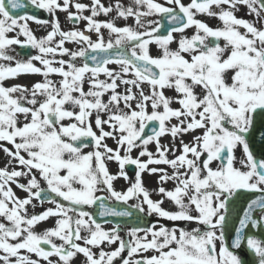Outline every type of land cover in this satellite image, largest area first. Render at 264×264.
I'll return each instance as SVG.
<instances>
[{
  "label": "snow or ice",
  "instance_id": "1",
  "mask_svg": "<svg viewBox=\"0 0 264 264\" xmlns=\"http://www.w3.org/2000/svg\"><path fill=\"white\" fill-rule=\"evenodd\" d=\"M166 3L171 6L157 0H133L128 7L120 0L107 7L101 0H91V5L78 0H0V61L8 62L0 63V150L8 157L0 167V264H73L78 255L84 264H115L117 259L121 264H244L241 248L250 250L256 264H264V239L248 234L249 228L264 229V157L255 156L249 141L257 121L264 122V0ZM29 6L53 19L28 14ZM241 6L255 20L238 18ZM86 10L91 14L83 15ZM57 11L65 12L73 24L87 21L86 30L96 40L79 29L62 30ZM113 11L125 20L133 17L136 26L96 19ZM197 14L217 18L222 26L213 28ZM153 15L160 19L146 20ZM30 21L51 31L37 38ZM191 27L194 34L184 36ZM102 29L108 30L107 40ZM175 33H181L178 41ZM174 41L175 50L170 47ZM66 42L80 47L72 51ZM153 44L160 50L157 56L151 54ZM17 45L37 54L17 59L10 54ZM57 55L70 59L56 60ZM77 58L84 63L78 66ZM24 74H39L43 80L31 86L5 85ZM51 74L61 79L54 81ZM166 89L176 95L167 96ZM199 130L191 142L182 139ZM165 135L171 136V145L161 143ZM107 138L116 142L115 149L105 143ZM151 144L155 152L149 150ZM134 149L139 150L135 158ZM238 149L243 154L239 160ZM107 161L118 163L117 175L109 172ZM127 165L135 166L134 181ZM145 173L158 177L161 186L154 191L161 199L151 198ZM121 177L129 181L124 191L114 187ZM169 181L174 182L172 189L162 186ZM12 185L27 195L18 197ZM101 192L106 195L97 194ZM242 192L250 199L229 241L230 205ZM165 199L175 210L163 207ZM45 203L52 206L29 213V207ZM97 204L102 218H130L135 212L157 219L129 228L125 240L120 224L105 230L85 210ZM50 218L54 227L35 230ZM105 244L118 246L105 251Z\"/></svg>",
  "mask_w": 264,
  "mask_h": 264
},
{
  "label": "rangeland",
  "instance_id": "2",
  "mask_svg": "<svg viewBox=\"0 0 264 264\" xmlns=\"http://www.w3.org/2000/svg\"><path fill=\"white\" fill-rule=\"evenodd\" d=\"M61 2H62V0H61ZM74 2H75V0H74ZM78 2H80V3H84V4H87V3H88V4L91 5V3H89V2H91V0H78ZM157 2L162 3V4H165L166 6H171V5H167L166 0H157ZM189 2H190V0H183V3H184L185 5L188 4ZM101 3H103L106 7L109 6V5H113V6H114L115 3H116V0H101ZM120 3H121L122 5H124L125 7H128V6H132V4H133V0H120ZM71 11L75 12L76 10H75V8L73 7V8L71 9ZM90 14H91L90 11H87V10L83 13V15H85V16L90 15ZM48 15H49V17H48L47 20H49V21L52 20L53 17L50 16L49 13H48ZM197 15L200 16V18H199L200 20H204V19H206V18H205V16H206L205 14H197ZM239 17H240V18H244V16H243L241 13H239ZM56 18H58L62 30L67 31V30H72L73 28H75V29H79V30H81V31H84V33L87 32V35H90L91 38H92L93 40H96V38H97V37H96V34H95L94 32H88V31L86 30L87 21H83V20H81V21H79L78 24L74 25V24H72V23L67 19V14H66L65 12H62V11H57V13H56ZM96 19L99 20V21L113 20L114 23H115L117 26H120V27H123V26H126V25H128V26H133V27L136 26V25H135V20H134L133 17H130V18H128L127 20H125L124 18L117 17L115 11H113L112 13H110V14L107 15V16H105L104 14H100L98 17H96ZM147 19L158 20V15H153V16H151V17H147L146 20H147ZM247 20H250V21H251V15H250V14L248 15ZM204 21H205L209 26H211V27H213V28H216V27H220V26H222L221 21H219V20H217L216 18H213V17H209V18H207V19L204 20ZM29 26H30V29H31V27H33V33H34V34H35L36 32H38V33L41 35L40 38L46 36L48 31H51V27H50V26L40 25V24H37V23L32 22V21L29 22ZM142 30H143V29H142ZM191 30L193 31V30H194V27H191V28H189V29L187 30V31H188L187 34H188L190 37H191V35H193ZM190 31H191V32H190ZM102 32H103V34H104L105 40H107L108 37H109L108 30H107V29H102ZM14 35H15V34H14ZM180 35H181V33H177V34H175L176 41L179 40ZM20 39L23 40L24 37L21 36ZM57 39H58V38H57ZM222 44H223V43H222ZM152 46H156V45L153 44ZM177 46H178V44H177V42H175V41L170 45V47H171L173 50H175V49L177 48ZM65 47L69 48V49L72 50V51H76V50H78V48L80 47V45L76 44L75 42H66V43H65ZM156 47H157V46H156ZM154 50H155V49H154ZM10 54L16 56L17 59H22V58L16 53V50H15L14 46H13V50L10 52ZM35 54H37V53H36V50L34 51V55H35ZM151 54H152L153 56H157V55L160 54V52H159V53H153V52H151ZM61 58L65 59V60L70 59V57H68V56L60 57L59 55H57V56L55 57L56 60H59V59H61ZM24 60H25V59H24ZM75 62L77 63L78 66L84 63L83 60H82L81 58H77V60H76ZM0 63H8V62L0 61ZM11 63H12L13 66H14L15 61H13V62H11ZM34 63L36 64V66H38V67H42V66L39 64V62H34ZM55 66H59V65H55ZM109 67L118 70V66H116V65H110ZM35 75H36V74H33V75H31V74H29V75H28V74H24V75H21V76H19V77H17V78H9V79H7V80L5 81V85H6V86H11V85H15V84H20V85L31 86L33 83L38 82V81H42V80H43V77H42L41 75H39L38 78L35 77ZM49 78L52 79V80H54V81H59V80L61 79V77H60L58 74H51ZM100 78L106 79L103 75H101ZM103 79H102V80H103ZM88 88H89V84L87 83V85H86V87H85V91H87ZM144 88H145V91L147 92V91H148V85L145 84V85H144ZM119 91L123 92V91H124V87L122 86V87L119 89ZM166 91H167V90H165V94H166L167 96H169V95H168L169 92L167 91V93H166ZM196 92L199 94V93L201 92V89L197 88V89H196ZM173 97H174V96H173ZM171 106H172L173 108H178L179 105H178V104H176V105H173V104H172ZM150 110H151V109L149 108V111H150ZM22 119H23V118L21 117V120H22ZM92 119H93V127H94V130H95V126H94V119H95V116H93ZM66 122H67V121H66ZM172 123L175 124V123H174V120H172ZM105 130H106V131H109V130H110V129L108 128L107 125H105ZM201 131H202V130H199V131H196V132H193V133H189L188 136L185 135V136L182 137V139L184 140L185 143H189V142L192 141V139H193V135H194V136H196V135H200V134H201ZM97 134H99L98 131H97ZM166 136H167V137H166ZM165 137L168 138V137H171V136H170V135H165V136L162 137V138H165ZM162 138H161V139H162ZM105 143H107V145H108L109 147H112L113 149H115V148L117 147L116 142H115L113 139H111V138H107V139L105 140ZM9 147H11V145H9ZM175 147H176V148H179V147H180V142H179V140H177V141L175 142ZM90 150H92V149H91V148H86V149H85L86 152H87V151H90ZM138 152H139L138 149H134L133 152H132V156L135 158V157L138 155ZM176 154L178 155L179 152H177ZM121 155H123V152H121ZM242 155H243V154H242V151L238 149V150L236 151V157H237V160H239V159L242 157ZM169 158L171 159V158H173V157L170 155ZM144 159H146V157H145ZM5 164H6V162L3 163V162H1V160H0V167H4ZM236 166H237V167H240L239 163H237ZM107 167H108L109 172H110L111 174L117 175V174L119 173V167H118V163H117V162H115V161H107ZM161 167H165V166H161ZM212 167H216V163H213ZM125 171H126V167H125ZM167 171H168L169 173H171V172H172V169H171L170 167H168V168H167ZM126 172H127V171H126ZM134 173H135V172H134ZM127 174H128V173H127ZM128 176L131 177L132 180L134 181V174H133V175H129V174H128ZM157 180H158V177H157L156 175H148L147 173L143 174L144 186L150 191V193H151V198H152L153 200H159V199H161V196H160L159 194H157L156 191H154L155 189H157L158 187L161 186V185H159V184L157 183ZM21 183H26V181L22 179V180H21ZM128 186H129V181H128V180H125V179L122 178V177H121V178H118L117 180L114 181V187H115V189L118 190V191H124V190H126V188H127ZM162 186L165 187L166 189H172V188L174 187V182L169 181V182L163 184ZM12 187H13V190H14V192L16 193V195H17L18 197L24 198V197L27 195L24 191L20 190V189L17 188L15 185H12ZM97 194H98V193H97ZM130 203H135V201H134V200H133V201H130ZM51 206H52V205H50V204H48V203H45V204H43V205L37 204V207H36L35 209L29 207L28 211H29L30 214H32L33 212H35V213H39V212L43 211L44 209H46L47 207H51ZM92 207H93V206H91V207H86L85 210H86V211H89L90 213H92ZM163 207H164L165 209L175 210V206L172 204V202H170V201L167 200V199L164 200ZM152 217H154V221H156L157 217H155V216H152ZM160 222L166 224V225L169 226V227L172 226V222L165 221V220H161ZM54 226H55V220H54L53 218H50L47 222H41V223L36 227L35 230H36L37 232H41L42 230H45V229H47V228L54 227ZM181 226H184V225H181ZM194 226H195V225H191V224L188 225L189 228L194 227ZM102 227H104L105 230H108V229H111V228H112V226H109V225H102ZM128 229H129V228L123 229V232L120 233L121 236H122V238H124L125 240L129 239V237H128V235H127V231H128ZM117 246H118V244H114V245H110V246L107 245V244H105L103 247H104V250H105V251H111V250H114V248L117 247ZM93 251L98 253V252H99V249H93ZM151 254H153V253H151V252L148 253V255H151ZM123 255L126 256V253H124ZM32 258H33V259H39V258L36 257L34 254H33ZM52 259L55 260V259H57V258L53 257ZM84 260H85V258H84L82 255H78L77 257L74 258V260H73V264H84ZM119 263H120V260L117 259V261L115 262V264H119ZM42 264H47V262H42Z\"/></svg>",
  "mask_w": 264,
  "mask_h": 264
},
{
  "label": "water",
  "instance_id": "3",
  "mask_svg": "<svg viewBox=\"0 0 264 264\" xmlns=\"http://www.w3.org/2000/svg\"><path fill=\"white\" fill-rule=\"evenodd\" d=\"M26 12H31V13H34L35 15H39L42 13L41 10L32 8L30 6L26 9ZM22 13H24V12H21L20 14H22ZM164 23L167 27V21H164ZM160 34L161 35L166 34L165 30L161 29ZM22 49L25 50L27 48H22ZM89 63H91V61H89ZM152 126L155 127L156 125L153 124ZM149 132H150V129H149ZM249 141H250V147H251V150L253 151V153L257 157H264V122H261L259 120L257 121L254 130L251 132V134L249 136ZM249 199H250V195L242 192L241 195L239 196V198L236 199L230 205L231 212H230V216H229V223H228L227 228H226V237L228 238L229 241H231V239L234 235L233 229L237 223L238 214L242 211L246 202ZM97 207H98V204H97ZM118 210H122V209H118ZM98 212H99V209H98V211H96L95 218L98 220H101L100 218H102V217L99 216ZM106 220L112 221L114 223H118V221H120L118 217H111V216L106 218ZM104 221H105V219H104ZM248 234H254L257 237L264 239V229H260L259 231H257V230L249 228ZM238 254L242 257L244 264H256V261H255L253 255L251 254L250 250H246L245 248H241L239 250Z\"/></svg>",
  "mask_w": 264,
  "mask_h": 264
},
{
  "label": "bare ground",
  "instance_id": "4",
  "mask_svg": "<svg viewBox=\"0 0 264 264\" xmlns=\"http://www.w3.org/2000/svg\"><path fill=\"white\" fill-rule=\"evenodd\" d=\"M89 3H91V2H89ZM87 5H90V4H88L87 3ZM30 27V26H29ZM31 30L33 31V27H31ZM15 33H11V34H9L10 36H13ZM37 38H40L41 37V35L38 33V32H36L35 34H34ZM155 49V50H154ZM150 50H151V52H153V53H159L160 52V50L158 49V47H156V46H150ZM29 75V74H28ZM31 75H33V74H31ZM35 77H39V74H36L35 75ZM100 79H103V78H100ZM86 85H87V81L85 82V84H84V89H85V87H86ZM108 95L109 94H105V96L103 97V99L105 100V102H107V100H108ZM170 97H173V96H175L176 94H175V92H174V90H170L169 91V94H168ZM173 105H176V103H173ZM133 106H135V102H133ZM70 107V106H69ZM179 107V106H178ZM105 119L107 118L106 116L104 117ZM174 120V119H173ZM174 122L176 123V121L174 120ZM187 136H188V134H186ZM185 136V135H184ZM194 136V135H193ZM167 137V136H166ZM162 138L161 139V143L162 144H167V145H171V143H172V138L171 137H168V138ZM9 146V145H8ZM155 144H151V145H149V150H151V151H153V152H155ZM169 157H170V155H169ZM7 159H8V157L5 155V153L2 151V150H0V160H1V162H3V163H5V162H7Z\"/></svg>",
  "mask_w": 264,
  "mask_h": 264
},
{
  "label": "flooded vegetation",
  "instance_id": "5",
  "mask_svg": "<svg viewBox=\"0 0 264 264\" xmlns=\"http://www.w3.org/2000/svg\"><path fill=\"white\" fill-rule=\"evenodd\" d=\"M239 11L244 16V19H247L248 15L250 14L251 15V21L255 20L254 14L249 13L248 10L246 9V7H243V6L239 7V9L236 12V15L238 18H240L239 14H238ZM257 26H259V25H257ZM194 32H195V30H194Z\"/></svg>",
  "mask_w": 264,
  "mask_h": 264
}]
</instances>
